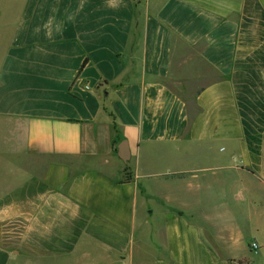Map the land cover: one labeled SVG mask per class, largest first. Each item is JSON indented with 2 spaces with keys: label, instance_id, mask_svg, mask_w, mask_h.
Wrapping results in <instances>:
<instances>
[{
  "label": "crops",
  "instance_id": "1",
  "mask_svg": "<svg viewBox=\"0 0 264 264\" xmlns=\"http://www.w3.org/2000/svg\"><path fill=\"white\" fill-rule=\"evenodd\" d=\"M0 144V264L262 251L264 0H0Z\"/></svg>",
  "mask_w": 264,
  "mask_h": 264
},
{
  "label": "rangeland",
  "instance_id": "2",
  "mask_svg": "<svg viewBox=\"0 0 264 264\" xmlns=\"http://www.w3.org/2000/svg\"><path fill=\"white\" fill-rule=\"evenodd\" d=\"M15 154V153H14ZM12 152H9L7 149H5L0 144V185L2 183H13V176L14 173L21 174L25 173L26 170H20L18 164L20 162L17 161V159L24 158L26 156L24 155H14ZM17 161V163H16ZM1 187V186H0ZM15 227V228H14ZM20 227L18 224L16 226H6L3 224H0V244L2 245H10L13 244L14 239L16 235H18ZM243 232L246 233V244L249 248L250 244L253 239V234L250 232L249 224L246 225V227H242ZM250 251L244 258L240 259H234L226 264H264V249L260 251V249H257L256 251H252V249H249Z\"/></svg>",
  "mask_w": 264,
  "mask_h": 264
},
{
  "label": "water",
  "instance_id": "3",
  "mask_svg": "<svg viewBox=\"0 0 264 264\" xmlns=\"http://www.w3.org/2000/svg\"><path fill=\"white\" fill-rule=\"evenodd\" d=\"M119 150L117 152L118 157L123 161L126 162L129 159V151L127 150L125 143L123 142L119 145Z\"/></svg>",
  "mask_w": 264,
  "mask_h": 264
},
{
  "label": "built area",
  "instance_id": "4",
  "mask_svg": "<svg viewBox=\"0 0 264 264\" xmlns=\"http://www.w3.org/2000/svg\"><path fill=\"white\" fill-rule=\"evenodd\" d=\"M252 250L256 251L258 249V243L256 241H252L250 244Z\"/></svg>",
  "mask_w": 264,
  "mask_h": 264
},
{
  "label": "trees",
  "instance_id": "5",
  "mask_svg": "<svg viewBox=\"0 0 264 264\" xmlns=\"http://www.w3.org/2000/svg\"><path fill=\"white\" fill-rule=\"evenodd\" d=\"M83 64H85V61L83 62ZM124 174H125V180L129 181L130 180V175H129V172L127 171V168L125 169V173Z\"/></svg>",
  "mask_w": 264,
  "mask_h": 264
}]
</instances>
